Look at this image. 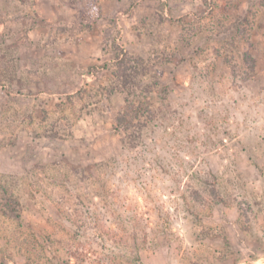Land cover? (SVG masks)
Segmentation results:
<instances>
[{
  "label": "rangeland",
  "instance_id": "374dc122",
  "mask_svg": "<svg viewBox=\"0 0 264 264\" xmlns=\"http://www.w3.org/2000/svg\"><path fill=\"white\" fill-rule=\"evenodd\" d=\"M0 264H264V0H0Z\"/></svg>",
  "mask_w": 264,
  "mask_h": 264
},
{
  "label": "trees",
  "instance_id": "16d2710c",
  "mask_svg": "<svg viewBox=\"0 0 264 264\" xmlns=\"http://www.w3.org/2000/svg\"><path fill=\"white\" fill-rule=\"evenodd\" d=\"M124 63V62H123ZM121 63V64H123ZM143 110L142 108L135 107L132 103H129V107L123 111L117 117V129H123L125 131H129L132 127H134V123L137 119H140L142 116ZM136 262H140V257L137 256L135 258Z\"/></svg>",
  "mask_w": 264,
  "mask_h": 264
}]
</instances>
